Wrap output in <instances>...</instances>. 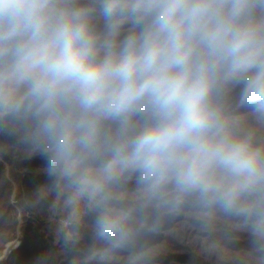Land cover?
I'll use <instances>...</instances> for the list:
<instances>
[{
	"label": "clouds",
	"instance_id": "obj_1",
	"mask_svg": "<svg viewBox=\"0 0 264 264\" xmlns=\"http://www.w3.org/2000/svg\"><path fill=\"white\" fill-rule=\"evenodd\" d=\"M13 152L72 264H164L177 224L264 264V0H0Z\"/></svg>",
	"mask_w": 264,
	"mask_h": 264
},
{
	"label": "trees",
	"instance_id": "obj_2",
	"mask_svg": "<svg viewBox=\"0 0 264 264\" xmlns=\"http://www.w3.org/2000/svg\"><path fill=\"white\" fill-rule=\"evenodd\" d=\"M42 167L39 159H30L23 152L9 153L0 159V253L8 237L15 233L16 220L9 206L11 183L17 187L22 213L28 217L22 226V245L12 252L17 259L9 264H72L73 254L66 252L57 256L53 251V237L42 230L47 221L61 220L65 216V209L54 194L40 198V192L47 183ZM164 245L168 255L164 264H254L243 243L236 249L223 245L212 247L183 224L174 227Z\"/></svg>",
	"mask_w": 264,
	"mask_h": 264
},
{
	"label": "rangeland",
	"instance_id": "obj_3",
	"mask_svg": "<svg viewBox=\"0 0 264 264\" xmlns=\"http://www.w3.org/2000/svg\"><path fill=\"white\" fill-rule=\"evenodd\" d=\"M10 180V179H9ZM12 182V181H11ZM12 185V195L9 198V206L12 209L11 215L16 220V226L14 228V235H10L8 237V242L4 245L0 253V263H10L14 262L17 259V256L12 254V252L19 250L20 246L22 245V226L25 225L26 219L28 217L23 215L22 210L20 209V204L18 203V190L17 187L11 183ZM62 220V219H61ZM61 220H50L47 221L44 226H42V230L45 232L47 236H52L54 239L55 244L53 246V251L56 252L57 256L66 253L65 249L62 246V242H60L59 237V228L61 224ZM61 244V245H60ZM24 256L22 259H25ZM72 263V261H71Z\"/></svg>",
	"mask_w": 264,
	"mask_h": 264
}]
</instances>
